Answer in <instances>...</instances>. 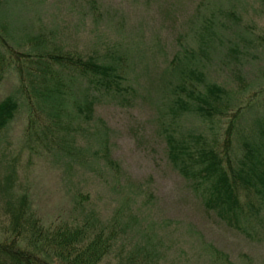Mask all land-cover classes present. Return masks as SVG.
<instances>
[{"label":"rangeland","instance_id":"1","mask_svg":"<svg viewBox=\"0 0 264 264\" xmlns=\"http://www.w3.org/2000/svg\"><path fill=\"white\" fill-rule=\"evenodd\" d=\"M49 54L112 65L116 88L53 64L47 97L35 72ZM6 96L0 234L25 194L45 227L113 233L111 263L264 264L263 193L239 181V209L221 216L179 168L205 146L225 168L245 146L264 160V0H0Z\"/></svg>","mask_w":264,"mask_h":264},{"label":"trees","instance_id":"2","mask_svg":"<svg viewBox=\"0 0 264 264\" xmlns=\"http://www.w3.org/2000/svg\"><path fill=\"white\" fill-rule=\"evenodd\" d=\"M47 57L52 62L36 58L44 67L35 73L42 81L41 89L51 99L60 95V82L53 77L56 74H52L53 64L71 65L97 88L117 85L118 74L110 64L98 62L90 56L72 58L49 54ZM16 105L11 96L0 100V127L11 118ZM84 108L90 109L88 103ZM198 109L202 110L199 106ZM262 127L264 129V121ZM222 159L218 150L205 146L192 152L187 150L180 160L179 168L186 167L185 174L195 177V182L201 186L206 208H215L221 216L235 215L239 209V181L263 193L264 199V160L258 156L256 148L245 146L236 166L228 163L225 168ZM27 204L25 194H19L5 205L7 234H0V264H146L144 257L138 258L133 254L114 263L101 260L111 244L113 233L104 235L84 224L62 223L45 227L30 213Z\"/></svg>","mask_w":264,"mask_h":264}]
</instances>
